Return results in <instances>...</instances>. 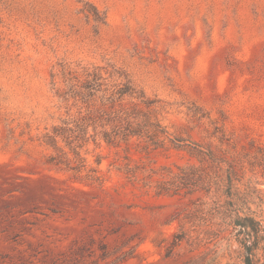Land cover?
<instances>
[{
    "label": "rangeland",
    "instance_id": "374dc122",
    "mask_svg": "<svg viewBox=\"0 0 264 264\" xmlns=\"http://www.w3.org/2000/svg\"><path fill=\"white\" fill-rule=\"evenodd\" d=\"M63 67L104 89L130 81L164 147L126 160ZM134 96L126 109L145 111ZM189 141L239 162L238 198L177 147ZM190 166L205 189L157 194ZM219 205L264 228V0H0V264H244Z\"/></svg>",
    "mask_w": 264,
    "mask_h": 264
},
{
    "label": "trees",
    "instance_id": "16d2710c",
    "mask_svg": "<svg viewBox=\"0 0 264 264\" xmlns=\"http://www.w3.org/2000/svg\"><path fill=\"white\" fill-rule=\"evenodd\" d=\"M69 89L73 93V98L81 101L86 111L89 112L88 119L95 128L102 130V136L109 146L120 149L125 153V159L131 162V150L135 149L140 152L150 154L152 147H164V139L166 137V128L162 125L161 120L152 106L155 102L145 99L143 94H138V91L133 87L130 81L126 84H114L111 88L104 89V84L101 82V77L94 74L86 73V81L78 82L76 76L71 74L64 68ZM92 76L94 78L90 79ZM97 94H101V103L96 106ZM138 95V99L145 106V111H137L135 109L129 111L126 109L124 98L129 96L131 98ZM133 139L143 140L140 143H134ZM223 144V137L220 138ZM78 140V139H76ZM223 140V141H222ZM85 140H81V142ZM174 141L184 143V140L177 138ZM190 144H179L177 146L188 150L189 154L198 159L204 168H210L217 176L219 186L223 189V195L230 198H238V189H235V183L241 181L240 171L238 170L239 162L235 159H228L227 153L220 149H215L212 145L204 148L194 142ZM137 144V145H136ZM228 146L236 148V144L229 141ZM81 146H76L74 154L80 157V153L76 149ZM222 152L223 155H220ZM129 165V164H128ZM199 170L195 166L186 168H179L177 174L170 171V180L161 182L157 185L158 195H173L179 193L183 189L189 192H195L205 189L207 182L195 177L196 171ZM90 179L92 182L104 186L105 179L98 175L97 171ZM127 174L130 175L131 180H138L132 168H127ZM153 183L152 177H148L145 186L149 187ZM208 190V189H207ZM232 203V202H231ZM230 205V202L228 203ZM223 209V216L228 221V225L235 227L238 242L242 245L244 250V264H257L259 262L258 252L264 248V228L261 221H258L252 213L242 212L240 209H227L223 205L218 206ZM182 239L176 237L175 245Z\"/></svg>",
    "mask_w": 264,
    "mask_h": 264
}]
</instances>
